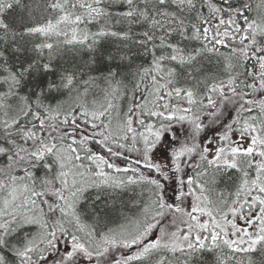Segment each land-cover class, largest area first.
Listing matches in <instances>:
<instances>
[{
  "label": "snow or ice",
  "instance_id": "obj_1",
  "mask_svg": "<svg viewBox=\"0 0 264 264\" xmlns=\"http://www.w3.org/2000/svg\"><path fill=\"white\" fill-rule=\"evenodd\" d=\"M205 253L264 264V0H0V264Z\"/></svg>",
  "mask_w": 264,
  "mask_h": 264
},
{
  "label": "trees",
  "instance_id": "obj_2",
  "mask_svg": "<svg viewBox=\"0 0 264 264\" xmlns=\"http://www.w3.org/2000/svg\"><path fill=\"white\" fill-rule=\"evenodd\" d=\"M29 58H30V55L27 57H22L20 59V61L17 62L16 59L13 57L12 63L15 65L17 70H19L20 64L26 63L27 59H29ZM146 60H147V58H141V60L138 62H142V61H146ZM69 62H70L69 60H66L64 58H61L58 61H56V64H57L56 72L58 73L62 68L68 67ZM108 66L109 65L104 64V63L98 65V67L104 73H106ZM111 66H112L113 70H117L115 64H113ZM208 66L210 68L213 67L212 64H209ZM118 70L121 71L122 73H125V74L127 72L126 66H123V65H121ZM91 74L92 75H100V72H94ZM53 78H55V75L53 73H49V74L36 73L33 75V77L31 79H26L25 83L23 84V86L20 90L21 94L27 95L33 91V89L35 88L36 85L42 84L45 80H51ZM85 78H87V76H85ZM102 87H103V85H100V87H97V88L93 89L92 91H94L97 95H100V88H102ZM64 98H66V97H61V99H64ZM92 98L93 97H92V94L90 92L88 99L91 100ZM49 99H50V101H52L53 97H50ZM220 187L223 188L224 185L221 184ZM87 195H88V198L84 202L83 208L89 214H91L93 212L94 208H96V209L103 208L105 200H107L109 205L114 206L115 210L111 211L110 214L107 217H105V223H107L108 226H111L115 223H119V222L123 221L125 216L134 217L135 213H136L135 207L137 205H139V203H140V198H139L140 193H138V191H134V190L129 191V193H126V194L119 193L118 195H114L111 197L107 196V195H102L101 199L99 201H95V204L93 203V201L95 200L96 193L93 194V192H90ZM199 264H212L211 255L208 253H205L204 256L201 258V260L199 261Z\"/></svg>",
  "mask_w": 264,
  "mask_h": 264
},
{
  "label": "flooded vegetation",
  "instance_id": "obj_3",
  "mask_svg": "<svg viewBox=\"0 0 264 264\" xmlns=\"http://www.w3.org/2000/svg\"><path fill=\"white\" fill-rule=\"evenodd\" d=\"M156 158L157 159H163V157L161 156V154L160 153H156ZM137 189V190H136ZM132 190H134V191H138V193H140L141 192V190H140V188L139 187H136L135 189H129V190H125V191H123V192H121V194H126V193H129V191H132ZM95 192H93V194H94ZM170 193H171V191H170ZM139 198H140V201H141V196L139 195ZM135 211H136V213H135V215H137L138 214V209H137V206L135 207ZM122 223H124V220L123 221H121V222H119V223H115V224H113V225H111V226H109V227H117L119 224H122ZM155 235H156V233H153V237H155ZM150 238H152V237H150Z\"/></svg>",
  "mask_w": 264,
  "mask_h": 264
},
{
  "label": "rangeland",
  "instance_id": "obj_4",
  "mask_svg": "<svg viewBox=\"0 0 264 264\" xmlns=\"http://www.w3.org/2000/svg\"><path fill=\"white\" fill-rule=\"evenodd\" d=\"M172 191L171 189H169V192Z\"/></svg>",
  "mask_w": 264,
  "mask_h": 264
}]
</instances>
